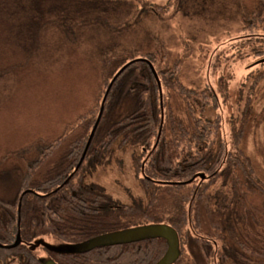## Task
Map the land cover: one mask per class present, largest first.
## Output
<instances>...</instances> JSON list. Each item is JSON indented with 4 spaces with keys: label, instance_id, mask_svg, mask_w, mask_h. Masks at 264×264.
<instances>
[{
    "label": "trees",
    "instance_id": "1",
    "mask_svg": "<svg viewBox=\"0 0 264 264\" xmlns=\"http://www.w3.org/2000/svg\"><path fill=\"white\" fill-rule=\"evenodd\" d=\"M220 1L228 9L223 13L227 22L240 24L235 38H230L237 41L236 49H245L246 57H264V0ZM7 2L21 6L10 19L21 30L22 42L31 43L29 60L41 50L40 38L48 30L75 37L84 29L86 58L89 53L94 58L95 86L92 95H85L86 110L64 122L54 137L4 156L18 159L21 169L16 199L0 198V262L18 256L22 264H44L30 247L43 236L76 246L106 234L168 225L180 241L174 264H264V184L240 147L247 118L230 144L219 139L222 118L203 117L206 107L219 106V98L211 85L202 88L199 80L190 78L194 45L183 40L175 47L158 28L174 7L188 21L200 23L183 31L186 38L199 42L208 27H225L216 26L214 12L193 0L161 6L139 2L141 9L131 0ZM138 60L152 64L161 88L150 66ZM132 62L112 86L85 160L76 170L111 81ZM2 67L0 73L12 68ZM119 97L132 98L135 104L116 112L113 106ZM119 137L143 147L142 155L135 157V170L149 194L146 209L120 205L83 185L85 162L103 156ZM19 236V245L9 248ZM167 250V241L156 238L87 252L49 249L48 254L55 264H157Z\"/></svg>",
    "mask_w": 264,
    "mask_h": 264
},
{
    "label": "rangeland",
    "instance_id": "2",
    "mask_svg": "<svg viewBox=\"0 0 264 264\" xmlns=\"http://www.w3.org/2000/svg\"><path fill=\"white\" fill-rule=\"evenodd\" d=\"M7 1L0 3V66L12 68L0 73V198L12 202L17 196L21 165L18 159L13 161L4 156L27 144L54 137L64 122H69L86 107L88 99L85 100V95L94 91L95 75L93 56L91 58L89 53L86 58L88 43L84 29L75 37L48 30L40 38L41 50L29 60L27 54L31 43L22 42L21 30L10 19L21 6ZM131 1L161 6L172 0ZM203 1L193 0L198 7L205 5L214 12L219 21L217 27H225L204 30L198 40L202 43L201 48L199 42L183 34L200 23L188 21L174 7L159 22L158 28L163 38L172 40L175 47L183 40H190L194 45L190 60L193 77L190 75V78L194 82L199 80L202 88L211 85L219 98V106L206 107L203 114L210 120L217 116L222 118L219 139L230 144L233 132L247 118L240 147L251 159L256 176L264 184V65L256 64L264 57H246L245 49L237 50V41L230 38H235V28L240 24L227 22L229 18L223 13L228 9L220 0ZM138 7L143 6L138 4ZM156 20L159 21V17ZM229 31L232 35H225ZM130 36L134 37V34ZM114 104L113 110L120 113L135 102L132 98L119 97ZM111 122H107L106 129ZM142 153L141 145L124 141V137L117 138L103 156L96 155L85 162L83 185L98 189L120 205L146 209L149 194L135 170V157ZM30 247L43 263L50 261L49 249L65 251L70 248L67 242L53 236L37 238ZM23 261V257L16 256L0 264H22Z\"/></svg>",
    "mask_w": 264,
    "mask_h": 264
},
{
    "label": "water",
    "instance_id": "3",
    "mask_svg": "<svg viewBox=\"0 0 264 264\" xmlns=\"http://www.w3.org/2000/svg\"><path fill=\"white\" fill-rule=\"evenodd\" d=\"M138 61H142L144 63H147L150 66V68L152 69V71L156 77V80L159 83V79L156 75V72L154 71L152 64L150 62H148L147 60H138ZM131 64H133V62L125 65L115 75V77L111 81V84H110V86L106 92V95L103 99L101 109H100L97 121L94 125V128L91 132L88 144L86 145L85 151L81 157V160H80L76 170L80 169V167L82 166V164L85 160V157H86L87 152L90 148L92 140H93L95 133L98 129V126L101 122V119H102V116L104 113V109H105V102H106V99L108 97V94H109L112 86L114 85L117 78ZM256 64H264V59H261ZM159 86L161 88L160 83H159ZM161 98H162V94H161ZM201 178L204 179L205 176L202 175ZM156 238L163 239V240L167 241V243H168V250H167L166 254L163 256V258L157 264H174L180 257V241H179L178 233L176 232V230L174 228H172L171 226H168V225H151V226L139 227V228L130 229V230H126V231L102 235V236H99L93 240L86 241L80 245H76V246L69 245L70 248H68L65 251H61V252H73V253L87 252V251H92L93 249L100 247V246H104V245L133 243V242H137V241H141V240H145V239H156ZM20 241L21 240H20V236H19L17 242L14 245L10 246L9 248L17 247L19 245ZM0 247H2V246L0 245ZM44 264H55V263H53L50 260L49 263H44Z\"/></svg>",
    "mask_w": 264,
    "mask_h": 264
},
{
    "label": "flooded vegetation",
    "instance_id": "4",
    "mask_svg": "<svg viewBox=\"0 0 264 264\" xmlns=\"http://www.w3.org/2000/svg\"><path fill=\"white\" fill-rule=\"evenodd\" d=\"M255 263H256V264H260L259 261H257V260L255 261Z\"/></svg>",
    "mask_w": 264,
    "mask_h": 264
}]
</instances>
